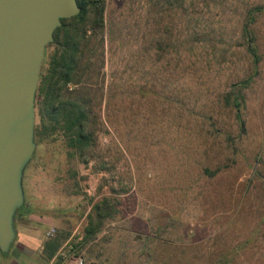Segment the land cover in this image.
I'll return each instance as SVG.
<instances>
[{"label": "rangeland", "instance_id": "374dc122", "mask_svg": "<svg viewBox=\"0 0 264 264\" xmlns=\"http://www.w3.org/2000/svg\"><path fill=\"white\" fill-rule=\"evenodd\" d=\"M248 18L261 60L241 131L224 98L252 70ZM87 34L82 76L62 94L89 92L94 145L78 157L60 130L34 137L25 216L0 264H215L225 252L264 264V0H105ZM104 199L110 214L85 238Z\"/></svg>", "mask_w": 264, "mask_h": 264}, {"label": "water", "instance_id": "95a60500", "mask_svg": "<svg viewBox=\"0 0 264 264\" xmlns=\"http://www.w3.org/2000/svg\"><path fill=\"white\" fill-rule=\"evenodd\" d=\"M76 0H0V251L15 238L22 175L34 149L35 97L46 46Z\"/></svg>", "mask_w": 264, "mask_h": 264}, {"label": "trees", "instance_id": "16d2710c", "mask_svg": "<svg viewBox=\"0 0 264 264\" xmlns=\"http://www.w3.org/2000/svg\"><path fill=\"white\" fill-rule=\"evenodd\" d=\"M76 2L80 8L79 12L70 18L61 19V25L53 33V41L48 44H55L57 48L37 87L35 106L38 123L34 127V137L41 140L60 130L67 136L73 155L84 157L94 145V129L89 127L91 112L88 107L89 92L85 88L75 97H64L62 92L66 90L67 84L82 76L81 57L84 48L90 42L87 27L102 26L105 0H76ZM249 24L248 18L242 26V35L246 41L245 50L251 59V73L239 82L233 83L231 91L224 98L225 104L234 108L235 120L241 131H244L241 111L245 100L242 91L257 75L258 63L261 60L255 36ZM107 207V199L94 205L95 216H89L85 227V238L94 235L100 229L103 219L110 214ZM21 208L22 205L16 210L15 215ZM60 246L59 237L50 238L42 244L39 253L44 260L50 261L56 256ZM236 253L225 252L214 263L229 264ZM56 264L60 263L57 261Z\"/></svg>", "mask_w": 264, "mask_h": 264}, {"label": "crops", "instance_id": "0c3cea01", "mask_svg": "<svg viewBox=\"0 0 264 264\" xmlns=\"http://www.w3.org/2000/svg\"><path fill=\"white\" fill-rule=\"evenodd\" d=\"M24 216H25V213H23V212H19V213H17V215H15L14 216V226H15V228H16V222H19V224H20V222H23V219H24ZM19 228L21 227V229H22V232H24V226L23 225H21V226H18ZM31 230H33V229H31ZM15 231H17V229H15ZM32 232V231H31ZM32 236H34V235H32V234H29V237H32Z\"/></svg>", "mask_w": 264, "mask_h": 264}, {"label": "built area", "instance_id": "2783aa9c", "mask_svg": "<svg viewBox=\"0 0 264 264\" xmlns=\"http://www.w3.org/2000/svg\"><path fill=\"white\" fill-rule=\"evenodd\" d=\"M54 233H55V229L53 228V227H49L47 230H46V232H45V236L46 237H52L53 235H54ZM82 261L80 260V263H81Z\"/></svg>", "mask_w": 264, "mask_h": 264}]
</instances>
